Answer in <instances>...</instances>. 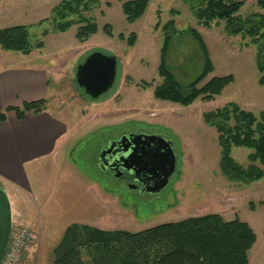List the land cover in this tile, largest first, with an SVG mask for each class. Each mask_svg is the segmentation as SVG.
<instances>
[{
  "label": "rangeland",
  "instance_id": "1",
  "mask_svg": "<svg viewBox=\"0 0 264 264\" xmlns=\"http://www.w3.org/2000/svg\"><path fill=\"white\" fill-rule=\"evenodd\" d=\"M60 1L20 0L18 5L2 9L0 16V29L26 25L34 47L32 55L26 54L29 56L0 47V59L47 61L53 68V103L74 127L60 156L37 164L29 172L31 190L24 193L30 204L26 209L32 211L23 222L17 218L14 222L30 227L36 237L20 264H51L52 250L73 222L135 232L207 213L248 222L257 234L249 264H264V178L253 183L228 180L219 167L218 133L203 117L204 112L228 102L256 114L264 111L258 46L249 37L229 34L224 21L214 22L211 28L199 25L193 10L203 0H151L143 16L134 22L127 20L122 1L98 0L91 10L82 12L94 19L98 31L81 42L76 33L83 23L65 31L55 30L52 15ZM252 13L264 14V8L256 0H247L240 15L245 18ZM69 18L77 20L79 16ZM172 18L179 30L197 28L207 44L214 70L203 83L213 76L235 77L211 101L198 98L182 105L154 95L155 87L163 81L159 73L163 27ZM106 24L111 25L114 36L105 32ZM133 33L136 40L131 45ZM40 41L44 48L37 47ZM94 51L114 55L118 60L115 86L96 100L76 81L78 67ZM39 54L44 56L38 58ZM166 61L183 87L198 77L205 65L202 50L190 34L173 37ZM129 132L160 133L173 141L177 169L159 192H138L124 179L98 166L96 156L108 141ZM251 151L235 147L232 155L248 165ZM11 200L16 209L14 193Z\"/></svg>",
  "mask_w": 264,
  "mask_h": 264
},
{
  "label": "trees",
  "instance_id": "2",
  "mask_svg": "<svg viewBox=\"0 0 264 264\" xmlns=\"http://www.w3.org/2000/svg\"><path fill=\"white\" fill-rule=\"evenodd\" d=\"M127 20L134 22L143 16L151 0H120ZM247 0H203L194 8L199 25L211 28L214 22H225L229 34L251 38L258 46L256 54L260 72L259 82L264 84V14L252 13L242 17L240 11ZM264 8V0H256ZM98 0H61L53 10L55 30L65 31L76 23V37L84 42L98 31L92 17L82 12L95 7ZM71 15H78L74 20ZM105 32L114 36L110 24ZM164 43L159 73L163 81L154 89V95L182 105H190L198 98L211 101L234 81V75L213 76L203 83L214 70L207 44L195 27L179 30L175 19L163 27ZM190 34L202 50L205 65L201 74L183 87L168 68L166 57L170 43L177 34ZM124 38L123 34H120ZM133 33L129 44L134 45ZM0 47L4 50L30 54L33 45L29 28L14 25L0 29ZM37 47H43L40 41ZM47 108V100L26 102L22 107H9L23 119L28 111L36 113ZM0 108V124L7 118ZM205 122L218 133L221 147L220 170L232 182L253 183L264 178V111L258 114L245 110L236 102L203 113ZM235 147H245L249 164L238 162L232 155ZM257 241L251 225L235 218L225 219L218 213L191 216L179 221L166 222L140 231L105 229L88 223L73 222L66 228L61 240L52 250L51 264H249V253Z\"/></svg>",
  "mask_w": 264,
  "mask_h": 264
},
{
  "label": "crops",
  "instance_id": "3",
  "mask_svg": "<svg viewBox=\"0 0 264 264\" xmlns=\"http://www.w3.org/2000/svg\"><path fill=\"white\" fill-rule=\"evenodd\" d=\"M19 1L0 0V16L2 9L14 7ZM43 56L39 54L38 58ZM46 63L39 59H0L1 109L22 107L26 102L40 99L47 100L44 111H28L23 119L18 117L15 110H6L7 118L0 124V182L9 194L16 195L22 222L27 218V213L32 211L26 209L28 198L24 193L25 190H31L29 172L51 157L58 158L74 134V127L61 116L62 112L57 111L53 103V68ZM35 217L37 221L39 216ZM94 225L101 227L99 223Z\"/></svg>",
  "mask_w": 264,
  "mask_h": 264
},
{
  "label": "water",
  "instance_id": "4",
  "mask_svg": "<svg viewBox=\"0 0 264 264\" xmlns=\"http://www.w3.org/2000/svg\"><path fill=\"white\" fill-rule=\"evenodd\" d=\"M118 60L114 55L94 51L78 67L76 81L93 100L103 97L115 86ZM101 152L103 170L131 171L147 192H159L177 169L173 141L160 133L129 132L109 143ZM13 228V208L9 193L0 186V260Z\"/></svg>",
  "mask_w": 264,
  "mask_h": 264
},
{
  "label": "built area",
  "instance_id": "5",
  "mask_svg": "<svg viewBox=\"0 0 264 264\" xmlns=\"http://www.w3.org/2000/svg\"><path fill=\"white\" fill-rule=\"evenodd\" d=\"M12 208L13 221L14 218L21 219V213L18 209V206L15 209L13 202ZM35 237V233L30 227L24 225L23 223L13 222L11 237L6 251L0 260V264H20L24 258L26 249L30 246V244H32V242L35 240Z\"/></svg>",
  "mask_w": 264,
  "mask_h": 264
},
{
  "label": "flooded vegetation",
  "instance_id": "6",
  "mask_svg": "<svg viewBox=\"0 0 264 264\" xmlns=\"http://www.w3.org/2000/svg\"><path fill=\"white\" fill-rule=\"evenodd\" d=\"M123 135H120L119 137H117L115 139L109 140L108 143H107V145L104 148H102V150L105 149V148H108L109 145H110L109 143L111 141L119 140V139H121V137ZM102 150H100V152L96 156V162H97L98 166L101 169H103L102 166H101V164H100V156H101ZM108 170L110 172H113L120 179H124L125 181H127L128 184H129V186H131L132 188H135L138 192H147V191L144 190V187H143L142 183L139 182L136 179L135 175L131 171H127L126 169H123L121 166H119V169H117V170L116 169H108ZM108 170H105V171H108Z\"/></svg>",
  "mask_w": 264,
  "mask_h": 264
}]
</instances>
